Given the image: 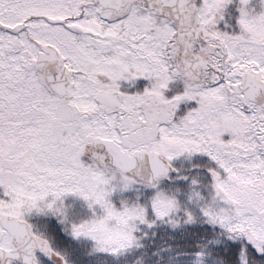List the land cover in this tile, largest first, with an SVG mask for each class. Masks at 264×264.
<instances>
[{"label": "snow or ice", "instance_id": "obj_1", "mask_svg": "<svg viewBox=\"0 0 264 264\" xmlns=\"http://www.w3.org/2000/svg\"><path fill=\"white\" fill-rule=\"evenodd\" d=\"M0 264H264V0H0Z\"/></svg>", "mask_w": 264, "mask_h": 264}]
</instances>
